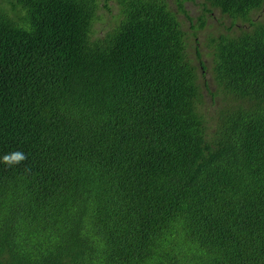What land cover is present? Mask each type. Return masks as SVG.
<instances>
[{
  "label": "trees",
  "instance_id": "trees-1",
  "mask_svg": "<svg viewBox=\"0 0 264 264\" xmlns=\"http://www.w3.org/2000/svg\"><path fill=\"white\" fill-rule=\"evenodd\" d=\"M186 1L0 0V264H264V0Z\"/></svg>",
  "mask_w": 264,
  "mask_h": 264
},
{
  "label": "rangeland",
  "instance_id": "rangeland-1",
  "mask_svg": "<svg viewBox=\"0 0 264 264\" xmlns=\"http://www.w3.org/2000/svg\"><path fill=\"white\" fill-rule=\"evenodd\" d=\"M195 1L196 0L184 2V5H186V8L188 10H190L189 15H191L194 19V28H196L195 17H197L200 14L199 7L198 6L196 7L192 3ZM170 5H171V8L174 7L176 9L175 6H177V0H170ZM208 8H209V6H208ZM176 13H177V18H179V19L185 18V15L182 12L177 11ZM253 15H254V12H251L250 17H252ZM186 20H188V19H186ZM106 21H107V19H106ZM234 21L235 20H233L227 14H223L219 8H214L211 10L210 13L207 14V28H206V30H200L196 34H194L195 31L190 30V27L185 25L186 28L188 29L189 35H190V37H189L190 58L193 59L195 63H198L197 57L195 55V46H198L199 42H203L204 37L206 36L207 33H213V34H218L220 32L221 33H229L227 31V29L232 25V23ZM97 22L99 24L105 23L100 19H98ZM244 27H247V25L245 23H243L242 20L238 19V21L235 22L233 28L230 31H233L232 33H235V32L239 33L241 30L244 29ZM201 50L203 52V56L201 59L205 62L206 69L203 71L200 68L199 73H200L201 81L205 82L207 80H210V78H211L210 68H211L212 55L209 54L210 50L204 46L201 47ZM203 91L205 92V88H203ZM207 99H209V101H211L209 96L207 97Z\"/></svg>",
  "mask_w": 264,
  "mask_h": 264
},
{
  "label": "bare ground",
  "instance_id": "bare-ground-1",
  "mask_svg": "<svg viewBox=\"0 0 264 264\" xmlns=\"http://www.w3.org/2000/svg\"><path fill=\"white\" fill-rule=\"evenodd\" d=\"M97 18V17H96ZM104 20V19H103ZM95 21V20H94ZM180 41V40H179ZM210 41V40H209ZM213 46V45H212ZM228 48V47H227ZM96 52V51H95ZM226 52V51H225ZM231 53V52H230ZM241 57V56H240ZM248 57V56H247ZM198 60V59H197ZM221 62V61H220ZM239 70V69H238ZM213 75V74H212ZM261 110V109H260ZM263 111V110H262ZM259 121V120H258ZM243 163V162H242ZM246 163V162H244ZM261 163V162H260ZM249 168V167H248ZM247 171V170H246ZM263 173V172H262ZM259 186V185H258ZM247 196V195H246ZM133 204V203H132ZM89 210V209H88ZM163 210V209H162ZM163 212V211H162ZM120 214V213H119ZM188 214V213H187ZM181 218V217H180ZM172 219V218H171ZM136 222V221H135ZM139 222V221H138ZM238 234V233H237ZM239 235V234H238ZM237 237V236H236ZM200 240V239H199ZM230 240V239H229ZM199 243V242H198ZM191 246V245H190ZM210 246V245H209ZM218 246V245H217ZM223 247V246H222ZM198 248V247H197ZM196 248V249H197ZM235 249V248H234ZM221 250V249H220ZM202 251V250H201ZM197 253V252H196ZM188 256V255H187ZM202 256V255H201ZM196 257V256H195ZM255 263V262H254ZM264 263V262H263Z\"/></svg>",
  "mask_w": 264,
  "mask_h": 264
}]
</instances>
